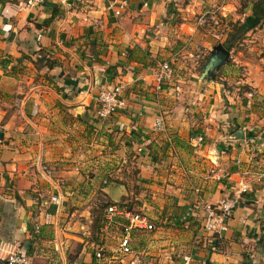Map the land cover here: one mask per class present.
Listing matches in <instances>:
<instances>
[{
    "label": "crops",
    "instance_id": "1",
    "mask_svg": "<svg viewBox=\"0 0 264 264\" xmlns=\"http://www.w3.org/2000/svg\"><path fill=\"white\" fill-rule=\"evenodd\" d=\"M112 1L0 0V259L16 249L29 264L87 263L122 228L94 238L90 206L117 203L158 225L131 264H264V178L251 181L264 152V12L249 26L257 0H128L118 16ZM209 13L216 45L235 22L245 31L217 69L227 88L195 70L206 46L196 17ZM176 57L193 67L157 89L159 65ZM116 84L125 109L95 119L97 91ZM129 168L132 191L116 177ZM224 195L237 207L217 238L201 206Z\"/></svg>",
    "mask_w": 264,
    "mask_h": 264
},
{
    "label": "built area",
    "instance_id": "2",
    "mask_svg": "<svg viewBox=\"0 0 264 264\" xmlns=\"http://www.w3.org/2000/svg\"><path fill=\"white\" fill-rule=\"evenodd\" d=\"M46 0H23L21 5V10H29L31 8L41 5ZM56 2L67 7L69 5V0H56ZM128 0H113L108 4L109 9L112 10L115 16L120 15L121 10L126 6ZM143 6L145 4H142ZM199 15L196 20L198 26L207 25L206 19L215 25L218 23L217 19L214 17V13H209L208 16ZM173 74L171 67L168 63L163 62L159 65V71L155 78L157 89L160 88V84L169 80ZM122 86L121 84H116L114 86L107 87L106 89L100 90L96 95V107L94 110V117L98 120H104L110 116L122 111L126 107L125 99L121 96ZM250 96V94H248ZM162 119L157 117L153 121V129L157 130L162 128ZM198 142L201 141V137H196ZM236 164L238 162L236 161ZM41 170L47 171L45 165H40ZM257 170L252 174L251 181L259 182L264 178V152L260 153L258 164L256 166ZM209 173L214 174V169H210ZM249 189V184L240 183L237 189V194L246 193ZM237 197H228L226 195L219 198L214 203H204L201 206L202 218H201V229L210 234L211 236L219 238L227 231V222L231 217L233 210L237 207ZM103 223L101 228L104 229L110 225L114 220L122 222V228L120 234L116 241V247L114 253L118 257H128L133 255V249L131 245L130 234L132 231L149 233L152 232L153 225L149 222L147 217L140 213L133 211L128 206L123 204L111 203L107 205L104 209L102 215ZM34 230H38V226L34 227ZM1 250V249H0ZM112 259L111 253L107 252L103 247L97 246L92 250L90 254V259L87 263H77V264H108ZM186 262V258H183ZM1 264H29L26 256L19 250H12L5 252L3 258L0 259Z\"/></svg>",
    "mask_w": 264,
    "mask_h": 264
},
{
    "label": "rangeland",
    "instance_id": "3",
    "mask_svg": "<svg viewBox=\"0 0 264 264\" xmlns=\"http://www.w3.org/2000/svg\"><path fill=\"white\" fill-rule=\"evenodd\" d=\"M55 2H56V0H55ZM207 16H208V14H206L205 19H206ZM198 17L199 16H197L196 18H198ZM214 17H215V13H214ZM206 21H207V23H206L207 25H205V26H201L200 25L199 26V27H201V30H199V31L201 33H204L206 35V39H205L206 46H200V50H201V53H202V54L200 53V56H201L202 59L201 58L198 59V61H199L198 62V65H197L198 67L196 66L197 68L195 69L197 71V75L199 74V72L202 69L203 64L207 60L211 48L214 45L217 44L216 42L219 41V39H214V38L210 37V34L209 33H214V35H216V36L218 34H220V33L223 34V28H221L220 26H219L220 28L218 26L215 27V25L211 24L208 21V19H206ZM202 29L205 30V31H203ZM208 47H209V51H206V48H208ZM197 53L199 54V50H198ZM175 59H176L175 61H169V62H167L168 65L171 67V70L172 71H175L176 72V71L183 70V66L186 67V68H190V69H191V67H193V65H191L189 67V65H187V64H190V62H187V61L183 60L181 57H176ZM219 77H220L219 71L218 70L214 71V73H213V80L219 82L220 85L223 86L224 88L229 87V84H226L223 80L219 81L218 80ZM112 86H114V85H112ZM104 89H106V88H104ZM99 91H97V93ZM95 104H96V98H95ZM138 151H142V150H138ZM132 171L133 170L131 168H129L126 171H122L121 170L120 173L118 175H116V177H119L121 179V183L123 185H126L129 188L130 191L133 190V185H134V182H135V175L133 174ZM43 173L46 174L47 171L46 172L43 171ZM127 202L131 206H133V209L134 210H136V207L133 204L135 202H131V198H128L127 199ZM94 212H97V213H100L101 214L102 210L100 211L99 208L98 209H94V206L93 207L90 206V214L92 215V218H94V216H95V214H93ZM91 224H92V220H91ZM91 224H90V227H89L90 230H91ZM151 224L153 225V229H154L152 232H149V233H144L143 232V233L137 234V235H135L133 237V240H132L133 248L132 249H135L136 252L137 251L141 252V249L144 248L151 241V236L158 230V225H156V224H154L152 222H151ZM114 230L115 229H111L112 232H114ZM97 246H100V245H98V244L95 245L94 244L93 249L95 247H97ZM105 247H106L105 250L107 252L112 253L111 255L114 257V259L117 258L115 260H112L115 264H131V263L134 262V258H130V257H118V256H116V254L114 253V250H115V247H116V241L114 239H112L111 236H109V240L107 241ZM140 257L138 256V259L139 260L141 259Z\"/></svg>",
    "mask_w": 264,
    "mask_h": 264
},
{
    "label": "trees",
    "instance_id": "4",
    "mask_svg": "<svg viewBox=\"0 0 264 264\" xmlns=\"http://www.w3.org/2000/svg\"><path fill=\"white\" fill-rule=\"evenodd\" d=\"M264 0H257L256 2L253 3V12L254 15L250 20H249V26H255L259 20H261L263 12H264ZM259 8V10H258ZM245 31L242 29V27L239 25V22H235L232 24L230 32H228L227 37L225 41L221 44L223 49L226 51H229L236 42L240 41L243 37V34ZM50 67V65L48 66ZM110 203L104 204L99 206L98 208L101 210L105 209L107 205ZM103 223V219L101 214H97L94 216L92 224H91V233L93 234V237L95 238L97 234V230L101 228V225Z\"/></svg>",
    "mask_w": 264,
    "mask_h": 264
},
{
    "label": "water",
    "instance_id": "5",
    "mask_svg": "<svg viewBox=\"0 0 264 264\" xmlns=\"http://www.w3.org/2000/svg\"><path fill=\"white\" fill-rule=\"evenodd\" d=\"M228 52L223 49L221 45H216L212 47L209 52V56L201 69L200 80L203 81H212L213 80V73L216 71L223 63L227 61ZM1 138V135H0ZM235 139H241L242 133L240 130H237L234 133Z\"/></svg>",
    "mask_w": 264,
    "mask_h": 264
}]
</instances>
